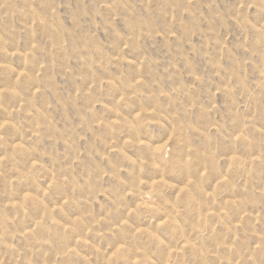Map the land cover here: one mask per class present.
<instances>
[{
  "label": "rangeland",
  "instance_id": "1",
  "mask_svg": "<svg viewBox=\"0 0 264 264\" xmlns=\"http://www.w3.org/2000/svg\"><path fill=\"white\" fill-rule=\"evenodd\" d=\"M0 264H264V0H0Z\"/></svg>",
  "mask_w": 264,
  "mask_h": 264
}]
</instances>
